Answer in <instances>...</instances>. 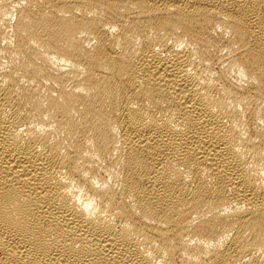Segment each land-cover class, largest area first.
Here are the masks:
<instances>
[{
	"label": "bare ground",
	"instance_id": "1",
	"mask_svg": "<svg viewBox=\"0 0 264 264\" xmlns=\"http://www.w3.org/2000/svg\"><path fill=\"white\" fill-rule=\"evenodd\" d=\"M0 264H264V0H0Z\"/></svg>",
	"mask_w": 264,
	"mask_h": 264
}]
</instances>
